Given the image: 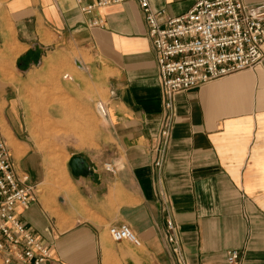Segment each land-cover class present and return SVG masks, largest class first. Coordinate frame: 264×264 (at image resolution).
Masks as SVG:
<instances>
[{"label":"crops","instance_id":"1","mask_svg":"<svg viewBox=\"0 0 264 264\" xmlns=\"http://www.w3.org/2000/svg\"><path fill=\"white\" fill-rule=\"evenodd\" d=\"M149 1L171 18L195 3ZM98 20L101 26L92 25ZM58 54L78 61L99 83L108 132L99 150L70 155L84 157L92 176L71 174L67 190L48 191L45 200L39 193L19 215L52 249L48 264H176L166 240L168 217L178 226L187 264H229L232 251L239 253L237 264H264V60L175 96L173 132L158 170L163 95L137 2L85 14L76 0H0V138L16 172L37 187L42 164L22 133L25 85L17 64ZM123 224L140 247L111 239L109 228Z\"/></svg>","mask_w":264,"mask_h":264},{"label":"built area","instance_id":"2","mask_svg":"<svg viewBox=\"0 0 264 264\" xmlns=\"http://www.w3.org/2000/svg\"><path fill=\"white\" fill-rule=\"evenodd\" d=\"M128 0H76L79 10L92 13L99 7ZM156 54L163 95V119L155 146L154 167L163 166L171 140L177 94L198 89L215 80L253 69L264 60V0H195L185 15L171 18L154 10L149 0H135ZM101 26L102 21H94ZM109 171L110 166H106ZM39 190L25 173L16 172L11 151L0 138V260L3 264H48L52 249L20 219V213L37 202ZM178 226L169 217L165 234L176 264H187L181 250ZM114 242L136 247L141 241L126 224L110 227ZM239 253L227 254L237 264Z\"/></svg>","mask_w":264,"mask_h":264},{"label":"rangeland","instance_id":"3","mask_svg":"<svg viewBox=\"0 0 264 264\" xmlns=\"http://www.w3.org/2000/svg\"><path fill=\"white\" fill-rule=\"evenodd\" d=\"M31 64L35 67L32 73ZM17 70L25 85L20 98L22 133L42 164L43 183L38 190L45 200L48 191L56 196L69 188L71 154L99 150L106 142L108 123L97 110L98 102L106 99L99 83L67 55L18 62ZM7 73V80H16L13 73Z\"/></svg>","mask_w":264,"mask_h":264},{"label":"water","instance_id":"4","mask_svg":"<svg viewBox=\"0 0 264 264\" xmlns=\"http://www.w3.org/2000/svg\"><path fill=\"white\" fill-rule=\"evenodd\" d=\"M75 63L79 68H82L78 61ZM69 168L74 178H87L93 175V170H91L89 163L82 156H73L69 161Z\"/></svg>","mask_w":264,"mask_h":264},{"label":"bare ground","instance_id":"5","mask_svg":"<svg viewBox=\"0 0 264 264\" xmlns=\"http://www.w3.org/2000/svg\"><path fill=\"white\" fill-rule=\"evenodd\" d=\"M97 110L99 112V114L104 118L107 119L108 118V113L106 111V109L104 108L103 105L101 104H97Z\"/></svg>","mask_w":264,"mask_h":264}]
</instances>
